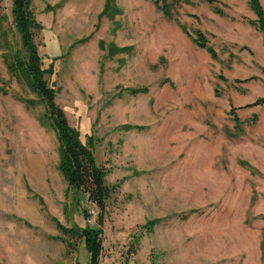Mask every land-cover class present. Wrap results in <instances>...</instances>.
Returning a JSON list of instances; mask_svg holds the SVG:
<instances>
[{
    "label": "rangeland",
    "instance_id": "1",
    "mask_svg": "<svg viewBox=\"0 0 264 264\" xmlns=\"http://www.w3.org/2000/svg\"><path fill=\"white\" fill-rule=\"evenodd\" d=\"M104 1L30 0L54 102L117 184L100 210L67 188L43 103L6 69L24 51L0 0V264H87L56 223L98 217V264H264V104L248 105L264 96V47L247 1L114 0L111 16ZM109 42L127 49L106 57Z\"/></svg>",
    "mask_w": 264,
    "mask_h": 264
},
{
    "label": "trees",
    "instance_id": "2",
    "mask_svg": "<svg viewBox=\"0 0 264 264\" xmlns=\"http://www.w3.org/2000/svg\"><path fill=\"white\" fill-rule=\"evenodd\" d=\"M154 3L163 2L165 0H152ZM210 3L212 0H205ZM249 9L256 16L255 20H248V23L254 25L261 33V41L264 47V12L258 0H246ZM11 23L18 33L21 47L24 55L20 50L5 53V64L7 71L15 77L16 80L25 83L27 88L36 94L44 105L45 111L43 117L49 121L57 140V169L66 182L67 188L74 191H82L86 194L87 200L93 203L97 208L102 210L105 207L106 200L114 186H107L105 183V175L108 169L102 164L95 161L89 147L82 143L79 139L77 129L71 127L62 109L54 102L56 89L48 84L44 76H50L53 73V61L57 59L53 57L47 63L46 67H41V56L37 51V46L33 42L32 32L41 29V24L35 19L30 7V0H10ZM118 9L114 5V0H105L103 8L99 15L105 13L111 16ZM192 42L199 48L204 49L211 57H215L214 50L205 42V38L199 29L193 31ZM99 47H104L103 42H98ZM9 45L6 44L5 49L8 51ZM127 48H119L114 43L109 42L106 47V57H111L119 51ZM129 49V48H128ZM9 55V56H8ZM163 82H169L167 78ZM128 89V88H127ZM128 91L132 94L145 92V88H131ZM26 104L33 101L27 98H20ZM264 104V96L255 99L248 105ZM232 119L236 127L239 128V119L236 114H232ZM140 126L124 124L121 128L125 130L138 129ZM88 142L91 140L87 136ZM39 199V198H38ZM84 216L87 218L89 212L84 210ZM96 226L69 227L56 223L57 229L65 235L73 236L80 239L83 247L88 254L87 264H98V256L101 251L100 237V219H96ZM155 220L147 222L153 224ZM264 243V242H262ZM261 243V244H262Z\"/></svg>",
    "mask_w": 264,
    "mask_h": 264
},
{
    "label": "crops",
    "instance_id": "3",
    "mask_svg": "<svg viewBox=\"0 0 264 264\" xmlns=\"http://www.w3.org/2000/svg\"><path fill=\"white\" fill-rule=\"evenodd\" d=\"M256 28V27H255Z\"/></svg>",
    "mask_w": 264,
    "mask_h": 264
}]
</instances>
